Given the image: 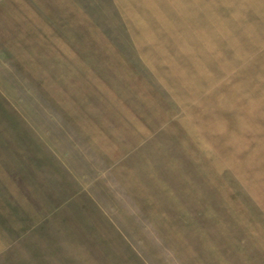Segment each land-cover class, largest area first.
<instances>
[{"label": "rangeland", "instance_id": "rangeland-1", "mask_svg": "<svg viewBox=\"0 0 264 264\" xmlns=\"http://www.w3.org/2000/svg\"><path fill=\"white\" fill-rule=\"evenodd\" d=\"M0 264H264V0H0Z\"/></svg>", "mask_w": 264, "mask_h": 264}]
</instances>
